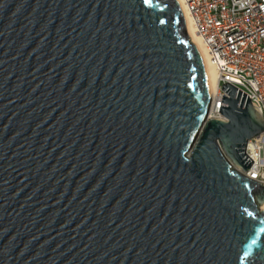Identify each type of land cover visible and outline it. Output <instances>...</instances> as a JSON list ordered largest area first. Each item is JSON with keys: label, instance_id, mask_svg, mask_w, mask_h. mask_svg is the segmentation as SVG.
Returning a JSON list of instances; mask_svg holds the SVG:
<instances>
[{"label": "water", "instance_id": "95a60500", "mask_svg": "<svg viewBox=\"0 0 264 264\" xmlns=\"http://www.w3.org/2000/svg\"><path fill=\"white\" fill-rule=\"evenodd\" d=\"M179 0H0V264H264V116Z\"/></svg>", "mask_w": 264, "mask_h": 264}, {"label": "built area", "instance_id": "2783aa9c", "mask_svg": "<svg viewBox=\"0 0 264 264\" xmlns=\"http://www.w3.org/2000/svg\"><path fill=\"white\" fill-rule=\"evenodd\" d=\"M181 6L219 75L208 117H222L227 82L246 93L264 116V0H181ZM246 153L254 162L245 175L264 183V131L249 141Z\"/></svg>", "mask_w": 264, "mask_h": 264}, {"label": "bare ground", "instance_id": "6f19581e", "mask_svg": "<svg viewBox=\"0 0 264 264\" xmlns=\"http://www.w3.org/2000/svg\"><path fill=\"white\" fill-rule=\"evenodd\" d=\"M179 2L181 4V0H179ZM185 16H186V20H187V24H188V31H189V35L191 37V40L199 45V47L201 48V50L205 56L207 67H208V72H209V77H210L211 90H212V94L214 95V92L217 90V85H218V80H219L218 72L208 62L206 48H205L203 42L201 41L200 37L196 33L195 28L192 24L191 18L186 13H185ZM252 146H253V144L251 143V147ZM263 209H264V205H263Z\"/></svg>", "mask_w": 264, "mask_h": 264}]
</instances>
